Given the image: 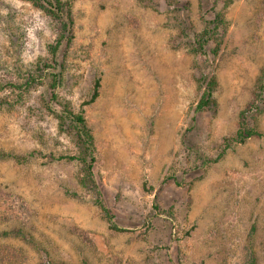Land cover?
Returning a JSON list of instances; mask_svg holds the SVG:
<instances>
[{
	"label": "rangeland",
	"instance_id": "rangeland-1",
	"mask_svg": "<svg viewBox=\"0 0 264 264\" xmlns=\"http://www.w3.org/2000/svg\"><path fill=\"white\" fill-rule=\"evenodd\" d=\"M218 1L228 30L205 57L192 36L214 17L213 0H72L75 36L58 69L20 102L17 91H0L12 103L0 106V264H244L248 245L264 264V135L204 163L259 88L264 0ZM54 39L32 0H0V75L34 71ZM202 74L216 76L218 105L195 114ZM54 78L59 101L85 109L95 177L123 231L81 184V162L59 158L78 146L47 96ZM98 78L99 97L83 105ZM255 116L264 132V111ZM16 227L28 238L4 236Z\"/></svg>",
	"mask_w": 264,
	"mask_h": 264
},
{
	"label": "trees",
	"instance_id": "trees-1",
	"mask_svg": "<svg viewBox=\"0 0 264 264\" xmlns=\"http://www.w3.org/2000/svg\"><path fill=\"white\" fill-rule=\"evenodd\" d=\"M41 10L45 12L47 17L52 22L53 31L55 34L54 42L49 44V53L51 58L47 57L44 62H39L36 69L29 72L27 75H21L17 80L13 79L12 76L7 77L6 75H0V91L6 88H10L12 91H17L16 102H20L23 98V93L28 92L35 86L39 79H44L47 75V70L58 69L60 65V52L61 49L70 47L74 40V15H73V2L72 0H32ZM219 1L213 0L212 9L214 10V17L211 19H205L206 25L203 30L199 33H194L192 38L194 45L193 52L198 55L208 56L207 47L210 43H214L215 47L213 52L218 53L222 43L225 40L226 33L228 30V20L225 16L224 9H217ZM228 6L224 5V7ZM39 78V79H38ZM198 89L200 92V99L194 109L195 114L207 111L218 105L217 100L214 96L215 88L217 86V78L212 75L211 77L202 74L198 80ZM260 85L256 90V93L252 101L247 105L246 108L239 113V127L232 137H225L222 143L223 149L216 157H208L204 160L205 164H212L217 162L234 143H244L248 139L255 136H263L264 132L261 131L251 123V116H255L258 113L264 111V69L259 79ZM57 79L51 80L48 86L47 96L53 103L58 102L59 107L54 109V112L58 115L60 123L66 125L70 129L75 137L76 144L78 146V154L76 155H62L59 158L63 159H77L81 162V184L89 189L95 191L98 195L97 203L102 211L103 216L107 220L109 227L117 231L125 230L117 223L115 213L107 206L102 199L100 185L95 177V142L91 128L88 126L85 109L82 107L80 111H75L71 102L59 101V95L57 93ZM101 80L98 78L95 81L91 98L83 103L88 105L94 102L100 94ZM3 104L11 105V101L7 98L0 100V106ZM256 117V116H255ZM33 153L30 154V156ZM18 162L27 161L29 155H10ZM160 213L164 212L160 210ZM4 236H14L20 238H28L27 232L23 227H16L12 230H6L3 232ZM33 242L32 238L29 240ZM34 243V242H33ZM35 246L38 247L36 243ZM38 264H66L53 260L51 258H45ZM244 264H257V255L253 246L248 245L246 247Z\"/></svg>",
	"mask_w": 264,
	"mask_h": 264
}]
</instances>
